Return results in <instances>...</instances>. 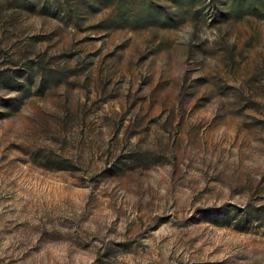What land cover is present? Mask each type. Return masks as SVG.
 I'll return each mask as SVG.
<instances>
[{
	"label": "rangeland",
	"instance_id": "rangeland-1",
	"mask_svg": "<svg viewBox=\"0 0 264 264\" xmlns=\"http://www.w3.org/2000/svg\"><path fill=\"white\" fill-rule=\"evenodd\" d=\"M224 4L0 0V264H264V8Z\"/></svg>",
	"mask_w": 264,
	"mask_h": 264
},
{
	"label": "trees",
	"instance_id": "trees-1",
	"mask_svg": "<svg viewBox=\"0 0 264 264\" xmlns=\"http://www.w3.org/2000/svg\"><path fill=\"white\" fill-rule=\"evenodd\" d=\"M186 3L188 4V7H192L196 0H185ZM224 1V7L226 9V11L221 13V17L226 18V19H230L233 15V9H235L236 12L242 10L245 6L247 9H251V10H260L262 8H264V0H234L235 4L232 5L231 0H223ZM231 3V6H229ZM233 6V7H232ZM158 13V14H155ZM153 14L154 15H159L160 17H162L164 14L161 13L160 11H157V9L155 8V10H153ZM165 22H168V18H164Z\"/></svg>",
	"mask_w": 264,
	"mask_h": 264
}]
</instances>
